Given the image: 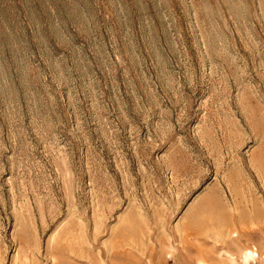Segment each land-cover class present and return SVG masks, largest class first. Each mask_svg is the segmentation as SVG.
<instances>
[{
	"label": "rangeland",
	"instance_id": "374dc122",
	"mask_svg": "<svg viewBox=\"0 0 264 264\" xmlns=\"http://www.w3.org/2000/svg\"><path fill=\"white\" fill-rule=\"evenodd\" d=\"M0 264H264V0H0Z\"/></svg>",
	"mask_w": 264,
	"mask_h": 264
},
{
	"label": "bare ground",
	"instance_id": "6f19581e",
	"mask_svg": "<svg viewBox=\"0 0 264 264\" xmlns=\"http://www.w3.org/2000/svg\"><path fill=\"white\" fill-rule=\"evenodd\" d=\"M253 254L252 253H248V256L251 257Z\"/></svg>",
	"mask_w": 264,
	"mask_h": 264
}]
</instances>
